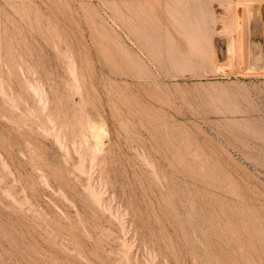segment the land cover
Returning a JSON list of instances; mask_svg holds the SVG:
<instances>
[{"label":"rangeland","instance_id":"374dc122","mask_svg":"<svg viewBox=\"0 0 264 264\" xmlns=\"http://www.w3.org/2000/svg\"><path fill=\"white\" fill-rule=\"evenodd\" d=\"M0 264H264V0H0Z\"/></svg>","mask_w":264,"mask_h":264},{"label":"bare ground","instance_id":"6f19581e","mask_svg":"<svg viewBox=\"0 0 264 264\" xmlns=\"http://www.w3.org/2000/svg\"><path fill=\"white\" fill-rule=\"evenodd\" d=\"M247 2V1H246ZM246 7V6H245ZM247 10V9H246ZM248 11V10H247ZM247 13V12H246ZM246 16V15H245ZM100 137V136H99ZM95 149V148H94Z\"/></svg>","mask_w":264,"mask_h":264}]
</instances>
